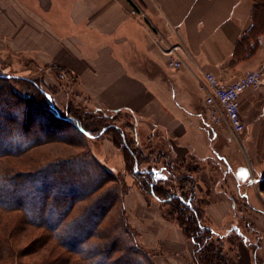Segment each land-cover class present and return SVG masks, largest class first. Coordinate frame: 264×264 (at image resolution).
<instances>
[{"label":"crops","instance_id":"obj_1","mask_svg":"<svg viewBox=\"0 0 264 264\" xmlns=\"http://www.w3.org/2000/svg\"><path fill=\"white\" fill-rule=\"evenodd\" d=\"M254 5L255 0H0L1 52L19 56L25 73L60 66L73 78L70 94L87 107L136 117L144 146L163 147L179 170L193 175L198 203L216 231L227 232L245 216L259 245L253 250L254 241L244 239L228 250L230 264H255V256L264 261V189L258 185L264 173V88L239 95L241 134L230 138L227 123L216 124L227 138L216 150L197 113L209 118L200 88L204 71L227 83L264 65V33L253 53L235 51L252 24ZM171 43L179 44L182 59L175 69L163 51ZM242 166L257 177L249 178ZM124 205L140 243L158 262L193 264L192 242L162 217L154 197L134 187Z\"/></svg>","mask_w":264,"mask_h":264},{"label":"trees","instance_id":"obj_2","mask_svg":"<svg viewBox=\"0 0 264 264\" xmlns=\"http://www.w3.org/2000/svg\"><path fill=\"white\" fill-rule=\"evenodd\" d=\"M262 33H264V0H255V5L252 10V24L238 42L235 50L236 55L240 49H242L246 55L253 53L258 46L259 35ZM52 69L68 74V72L60 66H52ZM58 74L60 73L58 72ZM57 76L59 77V75ZM15 78H17V76L14 74L0 71V130H4L8 133L2 139L0 138V157L22 155L33 146H38L40 143L46 142L44 140L47 138H51V135L50 138L47 137V135L41 136L43 135L42 133L45 134L47 132L44 120L39 115V112L43 111V109L46 110L47 114L54 116L55 119L69 122L86 136L94 137L99 134V132L103 133L110 129L115 135L118 133L120 136L122 135L125 137V133L121 127L115 126L112 122L105 121L106 118L113 119L115 117L114 115L121 112L119 109L107 111L101 107L96 106L95 108H89L82 104L85 114L92 113L96 115L90 117L91 122L88 124L86 118L89 117H84L83 113L76 115L78 110H74V108L79 107V104L81 106V103L78 102V106L74 107L75 104L70 99L67 109L62 113L54 102L51 93L42 89L39 84L32 79L22 78L32 83L39 93L37 94L35 91L36 93L33 95L22 96L10 86L9 81ZM2 88L6 89L8 96L2 91ZM172 91L173 88L171 87V92ZM9 94L13 98H9ZM16 101L23 103L22 111L24 112V117L22 119L18 117L15 118V112L20 111L19 106L15 105ZM2 102H13V104L5 108ZM197 115L200 118L201 128L208 137L209 145L213 150H216L214 146H220L224 139L227 140V138L223 139L217 125L201 111H199ZM34 120L37 122H34ZM97 123H99L100 126L96 134L94 133L93 127H95ZM121 140V146H124L127 150V155L124 156L127 162L125 165L130 166V172L136 179L137 186L161 203L160 211L162 217L177 224L182 229L184 236L192 242V263L230 264L227 257L228 250L226 248V243H230V247H233L236 245L234 239L238 238L241 241L244 240L245 234L241 231L240 226L234 225L227 232L220 233L207 224L203 209L197 200L196 182L193 175L189 172L179 170L175 164L176 161L163 149V147L153 148L152 146H139V148H136L131 146L126 137ZM48 141L49 140H47V142ZM115 141L116 139L112 138L114 144ZM145 150L147 152H145ZM218 155L223 159L224 156L219 152ZM144 159H146L148 165L142 167L141 163ZM95 160L97 161V159ZM74 162H76L75 159H66L49 163L36 171L16 170L11 172V174L5 171L0 173V260L6 259L9 261L16 253H18V255H28L35 252L39 253L46 248L44 246L48 244L46 238L53 237L57 241V245L63 250H57L56 246L51 245L50 247L48 246L49 248H46L45 252L42 253L38 259L32 262H17V264H126L123 263L125 254L122 253L119 246H106L104 242H99L98 245L95 243H87L88 239L91 237H98L104 241L108 238L110 233L109 229L105 230L104 225L100 226L102 217H104L103 213H105V209L103 208L104 205L100 202L102 199H105L102 195V197L97 196L98 199L95 203L87 204L86 209L80 214L70 216L75 202H65L63 201L65 198L62 199V197L68 196L66 199H76L82 196V192L78 191V188L73 183L67 184L64 188H52L50 190L45 186L48 184L47 177L50 176L51 170L57 168L67 176L70 173V168L68 167ZM101 168L104 171L108 170L105 166ZM241 168L246 174V167L242 166ZM39 177L43 179V181L40 180L41 183L39 185L35 183L31 185L32 194L22 192L21 189L24 180L36 178V181ZM113 177L115 178V175H113ZM261 182V186L264 189V173L261 176L260 183ZM8 186H10L11 192L9 194H4V188H8ZM39 186L42 188L40 194L35 193ZM97 188L98 183L92 186V189L88 192V196L95 192ZM119 190L121 211L124 215L123 224L130 234L132 248L137 253L139 252L148 257L152 253L139 242L137 238L138 233L135 232L132 226H129L126 220V210L123 204L125 191L121 189L120 184ZM88 196L80 197V200H84ZM36 198L40 199L37 205L35 201H32ZM76 200L78 201L79 199ZM94 207L102 209L103 213L100 218L95 220L93 230L84 232L82 228L78 227L77 222L80 218L89 219ZM12 211H18L23 214L19 216L17 220L6 218L8 213ZM55 213H57L54 217L55 221L49 223V216ZM21 223L23 225L27 224L42 228L45 230L46 234L43 233L35 236L26 245L18 248L12 239L14 240V236L18 233L19 226L22 225ZM23 227L24 226L20 228L22 229L20 231L24 230ZM65 227L70 229L71 233L66 232ZM232 237H234V239ZM67 238L70 240L73 239L69 246L66 245ZM76 243H78L79 246L82 245V251L76 249L74 246L78 245ZM251 245L253 250H255L259 245V235L256 236V240L251 243ZM96 246H100L99 248H107L104 256L100 255V253H92V250H94ZM87 248H90L91 251L87 250ZM115 252H119V254L115 255ZM68 253L80 254L79 259H81V261L76 260L71 262V257ZM254 258L255 264H264V261L258 260L256 256Z\"/></svg>","mask_w":264,"mask_h":264},{"label":"rangeland","instance_id":"obj_3","mask_svg":"<svg viewBox=\"0 0 264 264\" xmlns=\"http://www.w3.org/2000/svg\"><path fill=\"white\" fill-rule=\"evenodd\" d=\"M19 63H22L19 56L0 51V71L14 74L17 76V78L10 80L9 83L10 86L13 87L22 96L33 95L36 92L37 94L39 93L35 86L32 85V83L22 79L29 78L36 81L42 89L51 93L54 102L60 108L62 113L67 109V105L71 99L75 104L74 107L78 106V102L81 103V106L79 104V107L74 108V110H78V112H76V115L83 113L84 117H89L86 118L88 124L91 122L90 117L96 116L92 113L85 114L83 112L82 107L83 105H85L84 101L82 99H76L72 94H70L73 92V78L71 75L61 71H56L52 68H35L32 72H26V74L25 71L21 69V64ZM58 72L60 74H58ZM57 75H59V77ZM2 91L7 94L5 88H2ZM9 98L13 97L10 95ZM2 104L6 108L9 107L10 104H13V102H2ZM15 105H18L20 108V111L15 112V118L18 117L22 119L24 117V112L22 111L23 103L16 101ZM39 115L43 118L47 128V132L45 134L42 133L43 135L41 136L47 135V137L50 138L51 135V140L47 138L46 140H44L46 142H42L38 146H33L22 155L14 157H0V173L5 171L11 174V172L16 170L36 171L37 169L46 166L52 162L66 159H75L76 162L70 164L68 167L70 168V173L67 176H65L64 173L57 168L51 170L50 176L47 177L48 184L45 186L50 190L52 188H64L67 184L73 183L78 188V191L82 192V196L76 198L79 199L78 201L73 198L66 199L68 196H61L62 199L65 198L63 199V201L65 202H75L73 209L71 210L70 216H75L83 212V210L86 209L87 204L96 202V200L98 199L97 196L102 195L103 198H105L100 201L101 204L104 205L103 208L105 209V213L102 212V209L94 207L92 209L91 215L89 216V219L80 218L77 223L78 227L82 228L84 232L92 231L95 220L100 218L101 214L103 213L104 217H102L100 226L104 225L105 230L109 229L110 233L108 235V238L104 241H102L98 237H91L88 239L87 243H95L96 245H98L99 242H104L106 246H119L122 250V253L125 254L123 263L126 264H162L154 258L153 253L147 257L146 255H142L139 252L137 253L132 248L130 234L128 233L123 224L124 215L121 211L119 184L121 186V189L125 191L123 196V204L125 195L129 193L131 188L134 187L138 188L147 199L152 197L147 194L146 191L141 190L137 186V181L130 172V166L125 165L127 164V162L126 159H124V156L127 155V150L124 146H121V139L125 137L126 139H128L127 141L130 142L131 146L133 147L139 148V146H144L146 137L138 130V120L136 119V117L129 113L120 112L117 115H114L115 117L113 119H105L106 122H112L113 124H115V126L121 127L125 133V137H123L122 135L120 136L118 133H116L117 135H115L112 130L110 131V129L104 131L103 133L99 132V134H97L100 126L99 123H97V125L93 127L94 133H96L97 135L94 137H89L80 132L75 126H73L69 122H64L61 119H55L54 116L47 114L46 110L44 109L43 111L39 112ZM34 122L37 121L34 120ZM6 134L8 133L4 130H0L1 139ZM112 138L116 139L115 144L112 142ZM47 140L49 141L47 142ZM145 152L147 151L145 150ZM95 159H97L99 163ZM141 164L142 167L148 165L146 159H144ZM102 166H105L108 170L104 171L101 168ZM112 174L115 175V178ZM246 174L249 178L252 179L257 177L255 176V174H252L250 170L249 173L246 171ZM35 179L36 178L24 180L22 189L20 188L22 192H28L32 194L33 192L31 191V185L33 183L39 185L41 183L40 180L43 181V179H41L40 177L36 181ZM96 183H98L97 190L93 192L90 196H88L89 190L92 189V186ZM261 184L262 182L258 183L260 187H262ZM37 189L38 190H36L35 193L40 194L42 192V188L39 186ZM10 192V186H8V188H4V194H9ZM85 196L88 197L84 200H80V197ZM32 201H35L37 205L39 204L40 199L36 198ZM158 204L161 209V203L158 202ZM125 210L126 220L129 226H132L129 218V211L126 207ZM22 214L18 211H12L8 213L6 218H12L14 220H17V218ZM56 215L57 213L52 216H49L48 222L53 223L55 221L54 217ZM243 217V219H239V221L236 223L240 226L241 231L246 235L244 238L246 240L243 241H255L256 234L253 233V227L248 224L249 221L245 218V216ZM22 226H24V230L20 231L22 230L20 229L22 228ZM65 228L66 232L71 233L70 229H68L67 227ZM132 228L135 230L136 233H138L134 227ZM17 232L18 233H16V235L14 236L15 238L14 240L12 239V241H14V244L18 246V248H21L22 246L30 242V240H32L35 236L45 233V230L35 226L22 224L19 226V230ZM232 238L234 239V237ZM46 240L48 244L44 247L49 248L51 245H54L56 246L57 250L62 249L57 245V241L53 237H48L46 238ZM72 240L73 239L70 240L69 238H67L66 245L69 246ZM234 240L236 245H234L233 247L238 248L239 245L241 246V244H243V241L239 240L238 238ZM230 245V243H226L227 250L233 249V247H230ZM74 246L76 247V249H79V251H82V245H80L81 247L79 246V244ZM99 247L100 246H96V248L92 250V253H100V255L104 256V253L107 248ZM46 248H44L39 253L35 252L28 255H18V253H16L11 260L9 259V261H7L6 259L0 260V264H17V262H32L38 259L39 256L45 252ZM87 250L91 251L90 248H87ZM68 254H70L71 262H74L76 260L81 261V259H79L80 254ZM114 254H119V252H115Z\"/></svg>","mask_w":264,"mask_h":264},{"label":"built area","instance_id":"obj_4","mask_svg":"<svg viewBox=\"0 0 264 264\" xmlns=\"http://www.w3.org/2000/svg\"><path fill=\"white\" fill-rule=\"evenodd\" d=\"M131 13L138 11L131 7ZM178 43L168 44L164 53L168 56V66L175 69L181 66L182 59L178 56ZM264 88V65L256 69L246 70L238 78L224 83L212 72L204 71L200 88L204 90V101L209 106V119L219 124L225 121L230 128V138L241 134L245 124L239 109V95L247 88Z\"/></svg>","mask_w":264,"mask_h":264},{"label":"bare ground","instance_id":"obj_5","mask_svg":"<svg viewBox=\"0 0 264 264\" xmlns=\"http://www.w3.org/2000/svg\"><path fill=\"white\" fill-rule=\"evenodd\" d=\"M247 172L249 173V170L247 169Z\"/></svg>","mask_w":264,"mask_h":264}]
</instances>
